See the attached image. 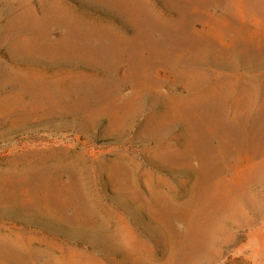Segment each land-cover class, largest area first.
<instances>
[{
	"label": "rangeland",
	"instance_id": "obj_1",
	"mask_svg": "<svg viewBox=\"0 0 264 264\" xmlns=\"http://www.w3.org/2000/svg\"><path fill=\"white\" fill-rule=\"evenodd\" d=\"M0 264H264V0H0Z\"/></svg>",
	"mask_w": 264,
	"mask_h": 264
}]
</instances>
